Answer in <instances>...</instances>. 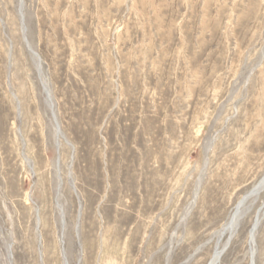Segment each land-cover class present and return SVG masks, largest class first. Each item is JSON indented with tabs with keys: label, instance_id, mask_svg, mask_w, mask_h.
<instances>
[{
	"label": "rangeland",
	"instance_id": "1",
	"mask_svg": "<svg viewBox=\"0 0 264 264\" xmlns=\"http://www.w3.org/2000/svg\"><path fill=\"white\" fill-rule=\"evenodd\" d=\"M264 0H0V264H264Z\"/></svg>",
	"mask_w": 264,
	"mask_h": 264
},
{
	"label": "bare ground",
	"instance_id": "2",
	"mask_svg": "<svg viewBox=\"0 0 264 264\" xmlns=\"http://www.w3.org/2000/svg\"><path fill=\"white\" fill-rule=\"evenodd\" d=\"M264 188V176L261 179V181L252 189L251 193L249 195H247L243 200H241L238 205L235 207L234 212L232 213V215L229 218V221L227 222V224L224 226L223 230L220 232V237H223L225 234H229L230 236L236 232L238 226H239V220L241 217V214L245 208L246 205V200L248 197H252L255 196L260 189ZM257 224L258 221L254 224L252 230H251V234H250V241L252 244V250H251V264H255V257H254V243H255V233H256V229H257ZM228 241L224 246H218L212 256V258L210 259L208 264H220L222 257L226 251V248L228 246Z\"/></svg>",
	"mask_w": 264,
	"mask_h": 264
}]
</instances>
